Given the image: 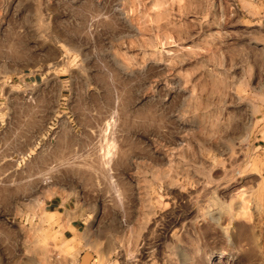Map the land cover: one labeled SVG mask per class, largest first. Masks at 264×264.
Returning <instances> with one entry per match:
<instances>
[{"label":"rangeland","instance_id":"1","mask_svg":"<svg viewBox=\"0 0 264 264\" xmlns=\"http://www.w3.org/2000/svg\"><path fill=\"white\" fill-rule=\"evenodd\" d=\"M0 264H264V0H0Z\"/></svg>","mask_w":264,"mask_h":264},{"label":"bare ground","instance_id":"2","mask_svg":"<svg viewBox=\"0 0 264 264\" xmlns=\"http://www.w3.org/2000/svg\"><path fill=\"white\" fill-rule=\"evenodd\" d=\"M117 111V110H116ZM115 114V113H114ZM112 115V114H111ZM118 120V119H117ZM117 122V121H116ZM111 126V125H110ZM106 127H108L106 125ZM112 127V126H111ZM105 129V128H104ZM111 129V128H110ZM103 131V130H102ZM106 131V130H105ZM104 133V132H103ZM110 133H111V130H110ZM111 135V134H110ZM107 136V135H106ZM109 136V135H108ZM108 136H107V140H106V144L103 146V149L102 152H103V155L101 157H103V164L105 167H108L110 166L111 162H112V159H113V154H114V150H115V147H116V140L114 141V138L113 139H108ZM115 136V135H114ZM104 137V136H103ZM110 137V136H109ZM117 153V152H115ZM103 166V167H104ZM112 170V169H111ZM110 171V170H109ZM115 182V181H114ZM117 183V182H116ZM119 185V184H118Z\"/></svg>","mask_w":264,"mask_h":264},{"label":"crops","instance_id":"3","mask_svg":"<svg viewBox=\"0 0 264 264\" xmlns=\"http://www.w3.org/2000/svg\"><path fill=\"white\" fill-rule=\"evenodd\" d=\"M67 205V201H62L61 203H59V205H58V209L59 208H62V206H66ZM71 227H73L74 229H76V226L73 224V222H72V224H71Z\"/></svg>","mask_w":264,"mask_h":264}]
</instances>
